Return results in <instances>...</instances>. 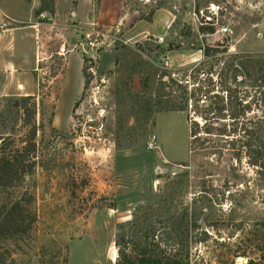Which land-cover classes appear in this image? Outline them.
<instances>
[{"label": "rangeland", "instance_id": "374dc122", "mask_svg": "<svg viewBox=\"0 0 264 264\" xmlns=\"http://www.w3.org/2000/svg\"><path fill=\"white\" fill-rule=\"evenodd\" d=\"M56 1L52 13L68 27L38 28L45 52L40 71H34L38 98L0 96V135L11 136L17 145L32 124L36 129L32 172L14 186L0 187V205L23 191L30 194L25 219L33 215L34 221L25 232L0 238V264H114L116 224L158 196L172 200L164 203L161 217L197 214L198 227L187 228L185 242L193 264H264V163L249 160L264 146V0H121L119 12L129 15L128 22L150 21L156 9L171 15L172 22L158 43L151 36L127 40L122 25L98 24L103 36L97 38L101 51L94 75L84 63L89 77L67 125V95L58 94V126L51 123L57 94L50 93V86L62 73L64 59L54 53L61 40L52 35L73 44L87 27H76L74 0ZM210 2L221 9L218 23L228 28V51L202 56L199 71L211 66L215 80L199 81L227 100L212 98L208 107L202 106L204 113L192 100L184 111H159L180 102L175 83H190L189 70L197 63L190 59L197 50L224 39L221 33L200 36L195 29L193 14L198 16ZM76 12L77 18H86V0H78ZM82 47L71 54L82 58ZM235 74L242 79L237 86ZM89 87H96L98 106H83L87 112L81 118L77 113ZM224 88L227 93L220 92ZM33 103L35 113L24 123ZM85 113L92 119L82 131ZM199 116L211 124L208 132L195 129L203 148L196 146L198 141L189 145L190 121L201 124ZM216 127L225 132L216 134ZM216 143L223 144L220 152ZM156 235L165 247H176Z\"/></svg>", "mask_w": 264, "mask_h": 264}, {"label": "trees", "instance_id": "16d2710c", "mask_svg": "<svg viewBox=\"0 0 264 264\" xmlns=\"http://www.w3.org/2000/svg\"><path fill=\"white\" fill-rule=\"evenodd\" d=\"M47 2V4L45 3ZM53 0H40V5L36 10V14L40 11H47L52 13ZM159 7L161 4L158 3ZM211 27H197V31L202 33L212 32ZM217 45V44H216ZM157 46V45H156ZM218 46V45H217ZM168 48V47H167ZM165 48V50H167ZM203 58L224 51L225 47L219 50L218 47L203 45L199 48ZM115 63V62H114ZM199 64L194 65L189 70V75L192 80L190 83L177 82L175 85L178 89H181L179 93V103H171L170 106H163L159 108V111H184L187 104L191 106V100L194 102L196 109H201L200 112L204 113L202 106L208 107L212 98H223L227 100V96L219 95V92L213 90L207 86H204L199 80ZM197 67V68H196ZM191 73H194L193 75ZM83 74V87H85L87 79L89 77L85 72L84 63L82 65ZM160 76H166L161 73ZM202 84V85H201ZM189 85H191L189 87ZM227 93V89H222L220 92ZM21 100L27 101L34 97L26 95L20 97ZM209 102V103H208ZM23 110L26 111L25 103H22ZM244 106H242L243 108ZM222 109V108H221ZM220 109V110H221ZM35 113L34 103L33 109L26 115L24 123L28 122L30 116ZM202 119L200 124L198 120L193 119L190 121L188 128V136L190 138L189 145L198 141L195 129L203 127L206 132L211 129V124L207 125L206 118L199 116ZM200 124V125H199ZM248 124V125H247ZM209 126V128L207 127ZM244 128H249V123L243 124ZM249 126V127H248ZM216 134H223L225 132L224 127H216ZM250 130V129H247ZM35 126L32 124L24 133L20 139L19 144H15L14 138L9 135H0V187H10L18 184L23 180L26 175L32 172L35 165L34 155V135ZM246 132V131H244ZM203 139L198 141L196 146L203 148ZM219 143V142H218ZM223 145V144H222ZM219 144L213 145L215 150L221 151L219 148L222 146ZM250 164L260 165L264 163V146L256 149L249 157ZM31 195L26 191H23L16 199L10 201L8 204L0 205V238L7 234L25 232L34 221L33 215H29L26 218V205L31 202ZM193 199H191L192 202ZM172 200L166 201L164 199H156L150 204H141L136 206L132 212L130 219L119 222L115 227V234L113 238V246L116 249V257L114 264H193L195 262L190 259V252L186 248V240L189 235H186L187 228L192 226V229L198 227L195 218L197 214L192 213V217H187L186 214L180 217H161L164 203H171ZM190 222V224H188ZM158 224V227L157 225ZM156 234L162 235L166 241H172L176 247H165ZM195 239V237H192ZM196 241V240H195ZM194 241V242H195Z\"/></svg>", "mask_w": 264, "mask_h": 264}, {"label": "crops", "instance_id": "0c3cea01", "mask_svg": "<svg viewBox=\"0 0 264 264\" xmlns=\"http://www.w3.org/2000/svg\"><path fill=\"white\" fill-rule=\"evenodd\" d=\"M88 14L84 20L77 18L76 8L78 0H74L73 19L78 28H85L91 24L114 26L122 25L123 34L127 40L137 37L138 40L146 36L159 37L172 22L171 15L156 9L151 14L150 21L134 20L128 22L129 15L120 14L121 0H86ZM40 0H0V19L5 15V27L0 25V96L22 95L38 98V88L34 75L35 43L33 39L35 28L33 23ZM53 9L57 8V1L53 0ZM94 12V13H92ZM90 13H92L90 15ZM56 16V13H54ZM126 24V26H124ZM202 58L200 50L192 56L190 62H198ZM82 59L77 54H69L64 59L62 73L52 78L50 93L56 90V101L53 107L51 123L60 124L57 115V96L66 94L68 108L65 125L70 118V110L79 98L83 88ZM55 88V89H54Z\"/></svg>", "mask_w": 264, "mask_h": 264}, {"label": "built area", "instance_id": "2783aa9c", "mask_svg": "<svg viewBox=\"0 0 264 264\" xmlns=\"http://www.w3.org/2000/svg\"><path fill=\"white\" fill-rule=\"evenodd\" d=\"M143 3L148 2L149 0H142ZM153 1V0H152ZM221 9H219V6L216 3L210 2L206 5L205 9L203 12L199 11L198 16L196 14H193L196 18V30L197 27H211L213 30L212 32H202L199 33L200 36L203 37H208V36H214L218 33L223 34L224 39L223 41H221L219 44H217L220 49L225 47V51H228L227 47H226V43H227V39H228V28L225 25H222L220 23H218L219 21V14L221 13L220 11ZM7 19V17L5 15L1 16V23L0 25L2 27H5V20ZM56 16L54 15V13H49L47 11H40L38 14H36V18L35 21L33 23V27L35 28V36H34V43H35V67H34V71L39 72L40 68H38V62L43 60L44 57V53L43 51H41V45L40 44V38L38 37V28H40L41 26H48V29L50 31H53L56 28L61 27V29L67 30L68 25L64 24V23H59L56 21ZM95 24H91L90 27L88 26L86 28V31L84 32V34L80 35V41L75 42L73 44H71V42H66L65 39L61 36L58 35L56 32H53V38H57L60 39L61 41L58 43V45L56 46L55 49V54L58 57H62L61 59H65L69 54H71L75 48L77 46H84L85 49L83 48V54H81L82 56V63H85L86 66V70L91 74L94 75V65L93 63L95 62V59L97 57V52L101 51L100 50V46L99 42H97V38H99L100 36H103L102 32L100 31V29H98V25ZM52 37H49V40L53 39ZM153 42L158 43L162 41V36L156 37L155 39H152ZM39 43V44H38ZM207 46L211 47V46H216L218 47L216 44L215 45H208ZM40 49V53L38 52ZM223 52V51H221ZM216 54V53H215ZM211 56V55H209ZM50 57V56H48ZM208 57V56H207ZM203 58H201L202 60ZM205 59V58H204ZM200 60V61H201ZM200 61H198L195 65H197ZM211 66L208 69V72H204L202 70H200L198 72V78L201 79V81H205L206 77L209 76V78H211L212 80H215V77L213 76L212 72L210 71ZM214 69V67L212 68ZM219 74V73H218ZM38 79H36L37 82ZM241 76L235 74L233 75L232 78V83L233 85L238 84L239 82H241ZM90 83V82H89ZM237 86V85H236ZM96 87H89V89H87V95L86 97L81 101L80 103V110L78 111L77 114H79V116L82 118L84 116H82V112L85 111L87 112V109L84 108L83 106H98V100L96 97ZM92 118L90 117L89 113H85V121L83 123V125L81 126V130L85 131L89 128V124L88 122H90Z\"/></svg>", "mask_w": 264, "mask_h": 264}, {"label": "water", "instance_id": "95a60500", "mask_svg": "<svg viewBox=\"0 0 264 264\" xmlns=\"http://www.w3.org/2000/svg\"><path fill=\"white\" fill-rule=\"evenodd\" d=\"M73 15V14H72Z\"/></svg>", "mask_w": 264, "mask_h": 264}]
</instances>
